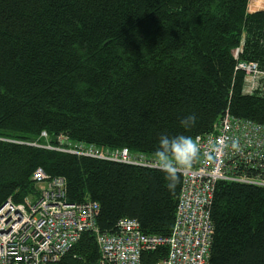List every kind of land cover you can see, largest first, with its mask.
<instances>
[{
	"label": "trees",
	"instance_id": "16d2710c",
	"mask_svg": "<svg viewBox=\"0 0 264 264\" xmlns=\"http://www.w3.org/2000/svg\"><path fill=\"white\" fill-rule=\"evenodd\" d=\"M254 0H0V207L35 198L33 172L64 179L68 203L99 205L97 226L121 219L171 234L182 178L33 147L127 150L152 160L161 134H218L225 114L264 124V84L245 94L241 63L264 71V12ZM241 47V51L238 49ZM237 50L234 59L233 51ZM189 114L195 126L185 130ZM46 133L47 139L40 137ZM208 264H264V188L218 182ZM165 249L142 255L156 264ZM92 234L56 264H97Z\"/></svg>",
	"mask_w": 264,
	"mask_h": 264
},
{
	"label": "built area",
	"instance_id": "2783aa9c",
	"mask_svg": "<svg viewBox=\"0 0 264 264\" xmlns=\"http://www.w3.org/2000/svg\"><path fill=\"white\" fill-rule=\"evenodd\" d=\"M237 69L253 77L259 72L254 64H239ZM247 82L245 78V94L255 90L253 86L248 89ZM40 137L47 139L46 133ZM195 140L201 153L191 167L179 173L182 184L168 237L144 235L132 219H121L113 234L101 233L97 226L99 205L91 201L68 203L64 179L38 168L31 176L36 197L20 204L9 199L0 207V264H56L85 233L94 236L97 264H143V254L161 249L165 255L156 264H208L213 234L210 208L216 184L264 187V124L237 122L226 115L218 134ZM32 146L158 170L152 160L127 150L103 153L82 146Z\"/></svg>",
	"mask_w": 264,
	"mask_h": 264
},
{
	"label": "clouds",
	"instance_id": "9594fccd",
	"mask_svg": "<svg viewBox=\"0 0 264 264\" xmlns=\"http://www.w3.org/2000/svg\"><path fill=\"white\" fill-rule=\"evenodd\" d=\"M196 120L194 114H189L181 121V125L185 130H189L195 126ZM200 153V145L193 136L185 133H164L159 136L152 157L156 168L164 174L171 189L178 181L179 173L191 167Z\"/></svg>",
	"mask_w": 264,
	"mask_h": 264
},
{
	"label": "rangeland",
	"instance_id": "374dc122",
	"mask_svg": "<svg viewBox=\"0 0 264 264\" xmlns=\"http://www.w3.org/2000/svg\"><path fill=\"white\" fill-rule=\"evenodd\" d=\"M263 5H264V0H254L253 1V9L256 12H252V11L248 10V13L249 14H254V13H257V12H264V10H262L263 9V7H262ZM238 50L241 51V47ZM236 52H237V50L233 51L234 59L238 58L237 57L238 55H236ZM241 64L246 65V66L249 65V63H247V64L241 63ZM246 80L249 81V82H247L248 89H250L253 86L255 88V90H256V88L258 89V88H260V86L262 84H264V71H259L258 74L255 75L254 77L252 75H248V73H247ZM69 144L70 143H67V142H65L64 139L60 138L59 140H57V145L56 146H51V145H49L47 143H45L44 145H49L50 147L57 148V149H67L70 146Z\"/></svg>",
	"mask_w": 264,
	"mask_h": 264
},
{
	"label": "bare ground",
	"instance_id": "6f19581e",
	"mask_svg": "<svg viewBox=\"0 0 264 264\" xmlns=\"http://www.w3.org/2000/svg\"><path fill=\"white\" fill-rule=\"evenodd\" d=\"M262 7H263V9H262V10H264V5H263ZM226 115H228V114H225V116H226ZM132 155H133V154H132ZM263 188H264V187H263Z\"/></svg>",
	"mask_w": 264,
	"mask_h": 264
}]
</instances>
